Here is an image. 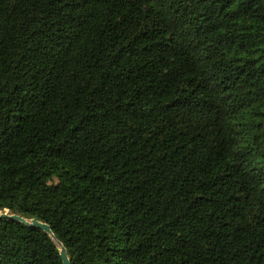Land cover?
Returning a JSON list of instances; mask_svg holds the SVG:
<instances>
[{
  "label": "trees",
  "instance_id": "16d2710c",
  "mask_svg": "<svg viewBox=\"0 0 264 264\" xmlns=\"http://www.w3.org/2000/svg\"><path fill=\"white\" fill-rule=\"evenodd\" d=\"M0 212L71 264H264V0H0ZM0 264H63L0 218Z\"/></svg>",
  "mask_w": 264,
  "mask_h": 264
},
{
  "label": "water",
  "instance_id": "95a60500",
  "mask_svg": "<svg viewBox=\"0 0 264 264\" xmlns=\"http://www.w3.org/2000/svg\"><path fill=\"white\" fill-rule=\"evenodd\" d=\"M0 218H10V219H13V220L20 221V222H22V223H24L26 225L36 226V227H39V228L43 229L47 234H49L53 238V240L55 241L57 246L60 248V254H61V258L63 260V264H71V259H70L69 255H68L67 249L63 246V244L60 241H58L55 238V236H54V234H53V232H52V230H51V228H50V226L48 224L40 222V221L35 220V219L28 221V220H26V219H24L23 217H20V216L8 215L6 213H1V212H0Z\"/></svg>",
  "mask_w": 264,
  "mask_h": 264
}]
</instances>
